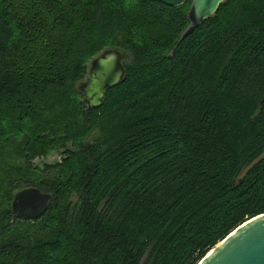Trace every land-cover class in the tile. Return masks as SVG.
<instances>
[{
	"label": "trees",
	"instance_id": "obj_1",
	"mask_svg": "<svg viewBox=\"0 0 264 264\" xmlns=\"http://www.w3.org/2000/svg\"><path fill=\"white\" fill-rule=\"evenodd\" d=\"M190 3L0 0V264H197L264 213V0L183 37ZM108 48L125 76L88 109ZM27 186L40 218L12 212Z\"/></svg>",
	"mask_w": 264,
	"mask_h": 264
},
{
	"label": "water",
	"instance_id": "obj_2",
	"mask_svg": "<svg viewBox=\"0 0 264 264\" xmlns=\"http://www.w3.org/2000/svg\"><path fill=\"white\" fill-rule=\"evenodd\" d=\"M177 7L186 0H153ZM225 0H191L187 13L189 26L183 37L189 35L206 19L212 17ZM125 76V67L119 50L104 49L88 63L84 80L78 88L88 109L102 105L108 89L118 85ZM61 153L49 154L41 160L50 164L60 160ZM39 163L40 160L36 159ZM53 196L34 186L14 192L12 212L20 218H40L53 203ZM197 264H264V213L248 219L224 240L210 248Z\"/></svg>",
	"mask_w": 264,
	"mask_h": 264
},
{
	"label": "rangeland",
	"instance_id": "obj_3",
	"mask_svg": "<svg viewBox=\"0 0 264 264\" xmlns=\"http://www.w3.org/2000/svg\"><path fill=\"white\" fill-rule=\"evenodd\" d=\"M124 60L125 61L128 60V55H126ZM84 79H82V80H84ZM78 85H79V83H78ZM34 227H35L34 222L21 220V221H19L18 225L15 227V234L19 233L22 236L26 233L32 237L35 235V228Z\"/></svg>",
	"mask_w": 264,
	"mask_h": 264
}]
</instances>
